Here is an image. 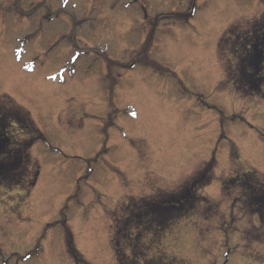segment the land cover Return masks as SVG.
<instances>
[{
  "label": "rangeland",
  "instance_id": "obj_1",
  "mask_svg": "<svg viewBox=\"0 0 264 264\" xmlns=\"http://www.w3.org/2000/svg\"><path fill=\"white\" fill-rule=\"evenodd\" d=\"M192 2L0 0V96L47 140L31 150L36 185L0 188V264H75L66 228L88 262L117 264L126 203L176 188L212 157L196 210L163 235L134 226L122 249L141 238V262L165 250L184 264H264V240L245 236L259 216L222 186L253 169L264 178V98L243 96L230 75L233 44L264 0H197L192 17L174 14Z\"/></svg>",
  "mask_w": 264,
  "mask_h": 264
},
{
  "label": "trees",
  "instance_id": "obj_2",
  "mask_svg": "<svg viewBox=\"0 0 264 264\" xmlns=\"http://www.w3.org/2000/svg\"><path fill=\"white\" fill-rule=\"evenodd\" d=\"M236 29H230L222 41L233 38ZM244 29L249 32L248 35L233 44L236 46V49H232L235 65L230 75L236 90L243 96L264 98V14L249 21ZM39 140L47 141L30 111L10 96H0V188H32L37 183L40 167L33 159L31 150ZM216 166L217 161L212 157L176 188L160 190L149 197L135 198L132 203L128 201L125 207L130 210L128 216L123 222L120 221L121 218H115L113 223V245L117 264H184L176 258L168 257L165 250L161 253L160 260L154 261L152 258L141 262L136 253L140 248L141 238L136 243L130 242V247L133 248L131 254L122 249V243L123 240L127 243V239L132 237L130 232L134 226L163 235L173 223L195 211L201 198L199 193L213 181ZM222 186L227 194L235 190L240 192L236 200L241 202L247 212L260 218V227H254L257 230L256 234L254 232L255 236L252 231L246 232L247 240H264L263 176L257 170H248L224 177ZM66 243L75 264H91L77 249L69 228H66Z\"/></svg>",
  "mask_w": 264,
  "mask_h": 264
},
{
  "label": "flooded vegetation",
  "instance_id": "obj_3",
  "mask_svg": "<svg viewBox=\"0 0 264 264\" xmlns=\"http://www.w3.org/2000/svg\"><path fill=\"white\" fill-rule=\"evenodd\" d=\"M135 1H136V0H135ZM196 2H197V0H193L192 5H191V9H190L188 12L194 10L195 5H196ZM145 16H146V15H145ZM146 20L149 21L148 16H146ZM158 20H160V19H158ZM134 26H136V25H134L133 23L130 24V25H127V26H126V30H127L128 32L131 31V29L134 30V28H135ZM153 54H154V52H153ZM133 66H134V64L132 65V67H133ZM157 66H158V65H157ZM123 76H124V75H119V80L123 79ZM112 90H113V89H112ZM118 90L120 91L119 86H118Z\"/></svg>",
  "mask_w": 264,
  "mask_h": 264
},
{
  "label": "snow or ice",
  "instance_id": "obj_4",
  "mask_svg": "<svg viewBox=\"0 0 264 264\" xmlns=\"http://www.w3.org/2000/svg\"><path fill=\"white\" fill-rule=\"evenodd\" d=\"M65 3H67V0H64Z\"/></svg>",
  "mask_w": 264,
  "mask_h": 264
}]
</instances>
